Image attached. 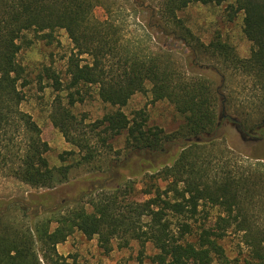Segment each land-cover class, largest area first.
<instances>
[{"label": "trees", "instance_id": "16d2710c", "mask_svg": "<svg viewBox=\"0 0 264 264\" xmlns=\"http://www.w3.org/2000/svg\"><path fill=\"white\" fill-rule=\"evenodd\" d=\"M124 2L0 0V173L44 190L30 201L37 206L33 216L11 214L9 208L1 211L0 264H74L57 246L76 231L89 239L97 236L105 252L113 249L115 240L124 245L131 240L150 242L157 250V264H264V143L245 158L228 146L225 133H218L223 106L227 117L233 114L244 128L264 122V0ZM226 2L231 18L243 14L251 50L241 57L219 35L208 45L200 44L204 54L223 63L221 85L205 69L181 63L179 48L164 44L154 49L143 37H129L120 18L129 5L145 20L150 40L171 39L197 52L194 35L179 13L194 4ZM98 8L104 17L96 15ZM59 29L66 30L74 45L68 60L70 86L96 85L101 100L116 107L90 123L71 111L73 97L69 105L59 103L52 110L53 124L76 149L70 152L79 155L76 165L98 166L99 172L87 179L93 180V189L61 201L57 193L73 165L50 164V145L40 125L20 106L26 75L18 59L26 33L52 39ZM55 82L59 88V79ZM137 92H150L153 103L164 100L172 105L183 119L179 128L166 133L147 127L144 109L132 117L126 114L122 108ZM124 132L126 147L138 155L139 164L130 165L127 158L118 166L108 156L112 142ZM196 135H205V140H187ZM174 141L182 143L181 150L166 158L163 148ZM121 168L130 169V175L113 180L114 170ZM143 174L149 177L142 191L149 196L145 200L137 197L141 191L136 186ZM171 216L192 221L183 220L175 231ZM234 234L242 250L231 258L225 243Z\"/></svg>", "mask_w": 264, "mask_h": 264}, {"label": "rangeland", "instance_id": "374dc122", "mask_svg": "<svg viewBox=\"0 0 264 264\" xmlns=\"http://www.w3.org/2000/svg\"><path fill=\"white\" fill-rule=\"evenodd\" d=\"M121 1L122 4L125 3L124 0ZM157 1L151 0L154 4ZM227 4L228 2L222 5L194 4L179 13L180 18L194 35L192 45L198 49L197 52L192 51L185 44L171 39L153 37L150 40L149 35L144 31L145 20L141 19L139 14L132 12L129 5L126 6L127 9L123 8L125 11L121 13L120 18L126 24V32L129 37L134 39L143 37L146 45H151L154 49H159L164 44L179 48L181 52L177 53V57L181 63L183 62L197 71L205 69L214 78L215 84L221 85L223 63L209 53L204 54L200 44L208 45L219 35L224 41L232 44L241 57L249 56L251 50V42L243 32V14L239 12L231 18L226 9ZM96 15L102 18L105 12L102 8H98ZM27 38L32 40L31 44L27 42ZM21 41L23 47L18 59L25 68L26 80L20 85L24 93V99L20 106L22 110L30 113L40 125L42 137L50 145V150L47 153L50 164L53 166L73 165L70 169L69 180L64 184V188L57 193L59 201L73 200L81 197L83 191H90L94 188L93 180L87 179L88 177L95 178L94 175L99 173L98 166H94L93 169L89 166L76 165L79 155L70 152L76 149L66 141L60 130L53 124L50 114L59 103L69 105L72 97L75 102L70 107L71 111L85 123L101 119L105 114L116 110V107L101 100L96 85L70 86L68 60L74 52V45L65 29L57 30L52 39L38 37L33 32H28ZM81 58L83 60L89 59L88 56ZM55 79L60 81L61 86L59 88L56 87ZM150 87L151 85L148 84L149 89ZM139 109H144L148 114L147 127L162 128L166 133L175 131L183 122L182 117L167 101L151 102L150 92L135 93L128 104L122 108L130 117ZM231 116L235 117L233 114ZM231 122V120L223 122L218 133H225L228 146L246 158L255 152L257 144L244 141ZM245 129L248 130L249 128L245 127ZM203 136L205 137V135ZM112 145L114 150L108 156L111 157L113 164L122 166L123 161L127 158H129L128 164H139L138 155H132L133 152L126 147V132L117 136ZM181 145L182 143L179 141L166 143L163 148L166 152L168 151L166 158L170 155H177L181 150ZM140 153L147 157V151L142 150ZM61 155L64 156L65 160L61 158ZM102 166L104 169L105 165ZM114 172L116 175L113 180L131 173L128 168L117 169ZM146 180H149V177L144 174L136 178L137 189L141 191L137 193V197L141 200L149 198L148 195L142 193ZM109 182L112 181L109 180ZM166 183V181H160L162 187H165ZM42 191L44 190L31 187L14 177L0 173V213L9 208L11 214L22 216L24 212L33 216L37 212V206L32 205L30 201L34 195ZM171 219L175 231H179L180 223L183 220L192 221L185 217L171 216ZM214 219L215 216L212 212L209 220L212 222ZM204 222L206 223V220ZM195 224L194 222L196 228ZM123 243V240H115L113 249L105 252L99 247L97 236L89 239L81 232L76 231L66 241L58 244L57 249L61 255L67 257L69 261H73L74 264H157L153 260L157 250L152 243L143 245L137 240H131L128 245ZM225 244L229 257L235 258L240 255L242 243L238 235L234 234L227 237ZM44 264L46 263L44 262Z\"/></svg>", "mask_w": 264, "mask_h": 264}, {"label": "flooded vegetation", "instance_id": "af4514ba", "mask_svg": "<svg viewBox=\"0 0 264 264\" xmlns=\"http://www.w3.org/2000/svg\"><path fill=\"white\" fill-rule=\"evenodd\" d=\"M221 120L222 122H229V120H231V123L235 127V122L231 117H222ZM237 124L240 125V129L243 131V134L241 135L238 131L237 132L240 134L244 141L257 145L260 143H264V122L258 123L254 127L249 128L248 130H246L240 122H237Z\"/></svg>", "mask_w": 264, "mask_h": 264}, {"label": "water", "instance_id": "95a60500", "mask_svg": "<svg viewBox=\"0 0 264 264\" xmlns=\"http://www.w3.org/2000/svg\"><path fill=\"white\" fill-rule=\"evenodd\" d=\"M222 117H227V114H226V111H225V107L223 106L221 112H220V118ZM231 118L233 119V121L235 122V129L242 135L243 134V131L240 129V125L237 124V122H239L238 118L237 117H233L231 116ZM209 134H207L208 136ZM188 141H197V142H201L203 140H205V137L204 136H201V135H196V136H193V137H189L187 139Z\"/></svg>", "mask_w": 264, "mask_h": 264}]
</instances>
